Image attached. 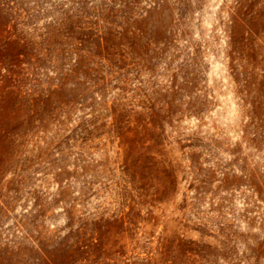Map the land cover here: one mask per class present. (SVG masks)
Segmentation results:
<instances>
[{
	"label": "rangeland",
	"instance_id": "rangeland-1",
	"mask_svg": "<svg viewBox=\"0 0 264 264\" xmlns=\"http://www.w3.org/2000/svg\"><path fill=\"white\" fill-rule=\"evenodd\" d=\"M0 264H264V0H0Z\"/></svg>",
	"mask_w": 264,
	"mask_h": 264
}]
</instances>
